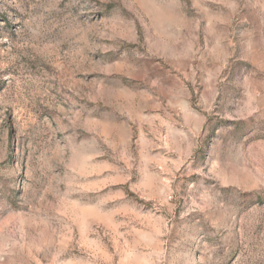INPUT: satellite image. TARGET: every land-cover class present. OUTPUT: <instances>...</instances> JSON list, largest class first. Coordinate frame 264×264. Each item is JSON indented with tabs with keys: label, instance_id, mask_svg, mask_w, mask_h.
<instances>
[{
	"label": "rangeland",
	"instance_id": "374dc122",
	"mask_svg": "<svg viewBox=\"0 0 264 264\" xmlns=\"http://www.w3.org/2000/svg\"><path fill=\"white\" fill-rule=\"evenodd\" d=\"M0 264H264V0H0Z\"/></svg>",
	"mask_w": 264,
	"mask_h": 264
}]
</instances>
